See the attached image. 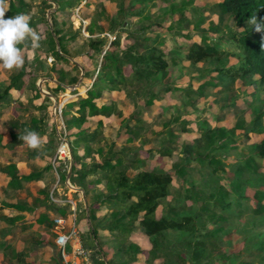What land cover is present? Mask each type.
I'll return each instance as SVG.
<instances>
[{"label": "trees", "instance_id": "trees-1", "mask_svg": "<svg viewBox=\"0 0 264 264\" xmlns=\"http://www.w3.org/2000/svg\"><path fill=\"white\" fill-rule=\"evenodd\" d=\"M53 1L57 7L51 14V27L45 26L42 45L46 46V52L52 55L54 62L44 67L41 66L40 59L35 57L31 64L32 68H28L25 59L22 68L15 69L7 79L1 80L0 105L4 99L11 96V90L22 93L29 91L30 102L38 97L49 102V96L41 92L35 83L40 66L47 71V75L53 73L56 76L58 83H54L53 87L44 84L46 91L54 97L64 92V87L60 83L76 84L81 70L67 58V56L76 58L75 51L71 52L70 42L74 36L65 34L59 25L58 17L68 12L72 15L81 0ZM109 1L116 3L115 13L109 14L102 4L93 10L85 28L89 36L82 54L85 58L82 71L83 77L92 80V83L83 95L77 94L75 100L64 103L60 107V114L72 155L69 181L73 186L81 188L84 195L87 193L88 185H103V191L96 193L84 212L90 222H93L96 219V212L101 207H106L110 213L100 229L113 234L118 246L112 257H106L105 250L97 242V227L93 225L88 228V232L94 244L84 242V231L81 232V239L90 248L98 247V253H102L100 264H135L141 255L144 257L143 264L156 262L214 264L216 258L214 253L221 249L219 243L221 232L224 230V226L220 225L221 222L229 221L234 215L236 217L242 215L250 203L254 204L252 212L256 217L264 215V166L258 162L264 160V126L261 125L264 109L257 108L250 127L245 126L241 115L230 129L220 125L210 126L204 121L195 131L196 141H182V143L179 142L180 136L188 129L185 127L187 122L180 119L178 114L165 124L167 126L173 121L178 122V125L159 132L162 143L157 148L146 149L145 156L142 157L138 151L130 148L115 150L112 143L99 145L105 140L101 117L121 115L122 112L116 98L113 96H109L106 100L103 98L113 92H120L122 88L129 90L147 87L143 99L145 106H152L155 102L164 99L165 93L170 92V95H173L175 91L179 93L176 98H185L186 100L183 99L182 102L188 106L190 103H195L197 97L206 95L208 87L224 86L226 89H231L235 81L247 77H252L256 84L264 87V47H262L264 31H256L248 35L231 28L226 36L212 37L202 34L199 41H194L191 40L187 30L190 26L199 28L206 20L204 14L206 11L231 19L236 27L250 24L248 21L254 15L258 22L264 23V0H218L209 6H193L189 10L186 9V5L192 4L193 0H180L179 6L175 3L176 0H161L162 3L167 1V7L154 12L145 11L147 1L152 0H130L128 6L125 5V0ZM5 4L8 9L7 16L25 14L31 18L30 27H37L39 21L36 24V17L28 14L26 0H5ZM41 4L51 6L47 0H41ZM186 11H191L189 13L192 15L189 16ZM173 15L175 21L172 20L167 26L164 25L163 21L166 17L172 18ZM175 28L176 31L182 29L184 43L180 44L181 48L176 47L174 52L176 56H173L161 47L163 42L157 30L165 29L166 33H171ZM107 30L114 33L113 39L109 40L108 36H102ZM96 33L98 35L93 36ZM121 34L132 40L124 47ZM55 38L59 45L58 49ZM223 39H228L234 47L222 46ZM23 45H20L21 50ZM183 60L189 61V65L210 63L212 66L203 70L198 78L189 77L190 81L198 79L199 84L196 88L189 81L184 86L167 83L164 84V89L154 91V83L160 82L168 75L169 65L179 64ZM65 64L74 68L70 72V80L66 79L67 73L63 67ZM25 76H28L27 79ZM77 92L73 90L71 93ZM35 108L41 110L44 106L41 104ZM133 117L135 125L129 126L126 123L125 131L138 137L142 120L136 115ZM91 118H98L93 129L87 124ZM8 124L9 139L15 143L22 142L19 136L24 134L25 129L34 130L41 137L46 133L47 127V121L43 116H30L27 119L10 118ZM250 128L251 131L260 134V139L253 145L250 154L237 156L231 166L234 169L229 173V184H221L220 180L223 176L220 172L227 166L225 158L229 156L230 148L236 147L235 129H244L247 136ZM48 142L49 144L41 149L27 151L28 157L46 161L39 169L24 173L19 171L14 163L0 168V171L8 177L9 189L18 190L26 183L43 180L55 168L46 158V156L52 157L54 153L52 138ZM179 144L183 154L180 161L172 167L143 166L145 159L153 153L159 159H170ZM94 156L98 159H93ZM88 159L91 161L86 162ZM191 161L196 162L198 177L193 176L189 170ZM54 162L60 166L63 160L56 158ZM57 173L59 182L63 185L67 170L59 168ZM89 178L92 179L88 180ZM177 179L188 185L187 188H183L181 184L180 188L175 190L173 200L181 199L182 204L167 202L165 210L157 216L158 207L170 196L172 186ZM38 194L44 196L42 210L28 203L1 202V208L10 207L19 212L15 216L3 218V223L10 226V232H25L34 225L51 228L54 218H50L49 210L63 216L71 214L72 210L68 212L69 208L71 209L69 203L48 204L46 202L49 198L48 191L39 190ZM219 211H222V214ZM23 213H30L31 218L25 219ZM208 224L212 227H208ZM251 229L244 228L243 232ZM139 230L150 243L148 249H142L132 239V234ZM250 238L251 236H245L244 240ZM244 245L247 251L250 250L251 245L258 253L264 251V240L253 244L244 242ZM69 249L70 247L67 246V250ZM0 251L19 264H29L23 262V252L16 251L9 244L0 242ZM219 255L221 258L230 257L223 253ZM104 257L106 260L103 259Z\"/></svg>", "mask_w": 264, "mask_h": 264}, {"label": "rangeland", "instance_id": "rangeland-1", "mask_svg": "<svg viewBox=\"0 0 264 264\" xmlns=\"http://www.w3.org/2000/svg\"><path fill=\"white\" fill-rule=\"evenodd\" d=\"M47 1L51 4L50 7L45 5L42 6L41 0H26L27 9L29 10L28 14H32L36 17V24L39 21L37 27L32 29L40 36V47L33 49L31 47V40H28L27 43L29 46H27V43H24L21 50L22 55H25L28 68H32L31 64L33 63L35 57L40 59L41 66L43 65L44 67L47 64L49 65L54 62L52 55L47 54L46 46L42 45L45 26L51 27V14L55 11V9L54 11H51L48 16V12L52 8H55L53 5L55 2L53 0ZM217 1L218 0H193L192 4L186 5V9L189 10L193 6H209ZM129 2L130 0H125V5L128 6ZM175 3L179 6L180 0H176ZM102 4H104L109 14L115 13L116 3L113 1L81 0L79 7L74 9V13H72V15H69L70 13L68 12L58 17V21L60 22L59 25L61 29L64 30L65 34L68 36H74L70 40L71 52L75 51V59L79 61V63H81L79 59L84 58L82 55L85 50L84 45L89 36V33L85 29L89 21V16L93 14V10L95 8L100 7ZM83 7L85 8L83 9ZM162 7H167V1L164 3H162L161 0L147 1L145 11L149 10L154 12ZM189 12L191 11H186L189 16L192 15V13L190 14ZM204 14L206 16V20L199 28L195 29L190 26L187 29L191 35V40L199 41L202 34H208V36L212 37H217L219 35L226 36L228 34V30L231 28L234 31H241L248 35L256 32L254 26L251 24L236 27L232 24L231 19L221 17L218 13L206 11ZM188 18L192 19L191 17ZM80 19L85 21L82 22ZM172 20L175 21L174 15L172 18L166 17L163 24L167 26L172 22ZM176 29L177 28L173 29L171 33H166L165 29H159V31L157 30L160 40L163 42L161 47L165 50V52L173 56H176V53H174L176 52V47L179 46L178 48H181L180 44L184 43L183 33L181 32L182 29L179 28L178 31H176ZM117 31H119V29H117ZM107 34L114 37V33H110L109 30L104 31L102 36H108ZM96 35H98V33L93 36ZM121 35L123 47L132 41L124 37V34ZM108 38L111 40L109 36ZM222 46H225L226 48L234 47L230 44L228 39H223ZM41 66L39 67L40 69L37 70L39 76L35 83L38 87H40V89L42 88V90L46 91L44 84L49 87H53V84L56 83L57 79L53 73H50L51 75H47V71L41 68ZM211 66L212 65L210 63L189 65V61L186 60L181 61L179 64H170L168 67V75L160 82L154 83V91L164 89V84L167 83L184 86L190 81L189 77L191 78V76H193L198 78L203 70L210 68ZM63 67L67 73L66 79L70 80V72L73 71L74 68L72 69L69 64H65ZM14 70L15 69L9 71L4 68H0V82L1 80L7 79ZM128 71L129 69H127V72ZM27 77L28 76H25V79H27ZM196 78L190 81L194 88H196L199 84V81ZM91 83L92 80L82 78L80 85L77 86L76 90L78 92L76 94L71 93L72 90L70 87L75 84L63 83L68 87H64V92L58 93L57 96H52L48 91L46 92L50 95L44 93L49 96V102L44 101L42 97H38L30 102L28 94L30 92L27 90L24 93L11 91V96L2 101V105H0V168H5L9 164L14 163L19 170L28 172L30 170L39 169L43 166L42 164L44 162L42 163L39 158L32 159L27 156V151H30L31 149L23 142L15 143L9 139L10 127L8 121L10 118L20 117L27 119L30 118V116H43L47 121L46 133L40 137V149L43 146H47L49 144L48 140L52 138V148L54 153L52 157L46 156V158L51 161V164L55 168L46 175L42 182L26 184V186L19 191L10 190L7 187L8 178L0 171V218L14 216V214H17V211L15 210L1 208V201L28 203L34 207L41 206L40 204L43 202L42 198L44 199V196H36L37 188H51L52 194L54 192H59V196L63 198H67L71 194V198L73 199L72 201L75 202V223L76 225H81L83 231L85 232L83 236L84 242L90 245L94 244V240H92L91 235L88 232V228L92 225L97 227V242L105 250L106 257H112L118 244L114 241L113 234L100 229V226L107 221L110 211L107 210L106 207H101V209L96 212V219L93 222H90L87 218L86 212H84V210L86 211L88 209V204L93 200L96 193L103 191V185H88L86 195H84L83 191H81V193L79 191L73 193L70 188L66 187V182L61 185L57 173L59 168H61V170L66 169L67 172L69 170V158L67 159L65 155L61 154L60 157L58 153V149L62 143L61 140L63 139L66 143H68V135L64 128L62 116L57 109L62 107L67 101L75 100L77 94L83 95L84 90H86ZM146 89L147 87L144 89H140L139 87L129 90L122 88L120 92H113L111 95H105L103 100H106L109 96L116 98L119 109L122 112L121 115L101 117L103 121L102 132L105 140L100 142L99 145L104 146L112 143L114 144L113 148L115 150L124 147L126 149L130 148L138 151L143 157L145 156L146 149L157 148L162 143V137L159 132L165 131L169 127H176L178 125V122L173 121H171L167 126L165 125L166 121L171 120L178 114H180V119L187 122L185 127L188 129V131L182 133L181 136L179 135V142L182 143V141L195 142L197 139L195 131L204 121H206L210 126L220 125L230 129L236 124L238 118L243 117L245 126L250 127L255 114L257 113V108L264 109V87L261 84H256L252 77H247L241 81H235L231 89H226L224 86L208 87L206 88V95L202 97L196 96L197 100L195 103H190L188 106L184 104L185 102H182L185 98H176V95L179 94L178 91L173 92V95H170V92L165 94L163 93L164 99L155 102L152 106H145L143 104V99L145 97L144 91H146ZM189 96L195 97V95ZM41 104H43L44 109L38 110L35 108V106L38 107ZM134 115L138 116L142 120L141 126L139 127L138 137H134L133 135L126 133L124 127L126 123H128L129 126L135 125ZM96 119L98 118H91L90 121H88L87 124L91 129L95 127ZM261 125L264 126V118ZM234 134L236 137V147L230 148L229 156L225 158L227 166L224 168V171L220 172V175L223 176L220 183L225 185L229 184V173L232 169H234V167L232 168L231 166L237 159V156L241 157L250 154L253 145L260 139V134L256 131H251V128L247 132V136L245 135L246 132L244 129H235ZM66 154L68 156V153ZM153 154L145 159V162L143 163L145 168H152L156 166L172 167L173 164L180 161L183 151L181 150V144H179L176 146V151L170 159H159ZM56 158L63 160V163L60 164V166L54 162ZM91 159L86 160V162H90ZM93 159L97 160L98 157L94 156ZM258 162L264 166V160H259ZM76 166L78 167L79 165L77 164ZM189 166H191L189 167V170L193 176L198 177L199 174L197 173V168L195 167L196 162L191 161ZM91 179L92 178H89L88 180ZM181 184L183 185V188L188 187L186 183L177 179L172 186L170 196L163 200L158 207L157 216H160L162 210H165L167 202H173L178 205L182 204L181 199L173 200V197H175V190H178ZM37 200H41L42 202L36 205ZM252 208H254V204L250 203L242 215L238 217L234 215L229 218V221L220 223V225L224 226V230L221 232V239L219 243L221 249H218L214 253V256L216 257H213L215 258L213 261L214 264H264V251L258 253L252 245L249 247L250 250L248 251L244 248V242L247 244H253L260 240H264V215L261 214L256 217V215L252 212ZM70 210H72V208H69L68 212H70ZM52 212L56 215H60L55 211ZM219 213L222 214V211H219ZM23 216L26 219L31 218L30 213H23ZM4 226H6L4 223L0 224V242L9 244L12 248L26 252L27 255H24L23 262L29 264H66L65 260L59 254V248L55 244L54 235L45 236V234H39L40 231L45 228L47 229L45 225L35 229L36 231L31 230L24 233L15 232L11 235H7L5 233L6 228ZM208 227L211 228L212 225L208 224ZM244 228L252 229L244 233ZM132 235L133 241L137 242L141 247L145 248L148 247V245L150 246L148 239L142 235L140 230L135 231ZM245 236H251V238L245 241ZM41 238L44 241H42ZM84 242L83 245L87 251V255L80 257L79 260L74 259V261L78 264H100L99 259L101 258L102 253H98V247L90 248L87 244H84ZM221 253L229 255L230 257L221 258L219 257V254ZM142 259L143 258L141 257V260ZM0 264L19 263L12 260L9 255L2 256L0 251Z\"/></svg>", "mask_w": 264, "mask_h": 264}, {"label": "clouds", "instance_id": "clouds-1", "mask_svg": "<svg viewBox=\"0 0 264 264\" xmlns=\"http://www.w3.org/2000/svg\"><path fill=\"white\" fill-rule=\"evenodd\" d=\"M7 11L5 0H0V68L11 71L22 68L25 63L20 45L31 40V47L38 48L40 36L30 27L29 16L22 13L7 16ZM249 23L256 31H264V23L258 22L255 15L250 18ZM19 139L30 149L35 150L41 147L40 136L34 130L25 129Z\"/></svg>", "mask_w": 264, "mask_h": 264}, {"label": "built area", "instance_id": "built-area-1", "mask_svg": "<svg viewBox=\"0 0 264 264\" xmlns=\"http://www.w3.org/2000/svg\"><path fill=\"white\" fill-rule=\"evenodd\" d=\"M82 22L85 20L80 19ZM111 39L114 37L107 34ZM60 112V108L57 109ZM61 145L58 149L59 156L65 155L68 159L69 156V146L65 140H61ZM68 153V156L67 154ZM61 154V155H60ZM51 200L55 202H60L58 199H54L51 196ZM53 230L56 234L55 243L60 250L61 257L65 260L66 264H78L74 259L84 257L87 255V251L84 248L81 238L80 231L75 224V217L57 216L53 219ZM67 246L70 247L67 250Z\"/></svg>", "mask_w": 264, "mask_h": 264}, {"label": "crops", "instance_id": "crops-1", "mask_svg": "<svg viewBox=\"0 0 264 264\" xmlns=\"http://www.w3.org/2000/svg\"><path fill=\"white\" fill-rule=\"evenodd\" d=\"M85 7H83V9H84ZM67 58L69 59V58H71V59H73L75 62H77L78 63V68L82 71V64L84 63V59L85 58H82V59H79L80 61H81V63H79V61H77L74 57H70V56H67ZM70 60V59H69ZM70 62H72V63H74L73 61H71L70 60ZM87 65V64H86ZM87 67H88V65H87ZM80 74H81V72H80ZM80 76V75H79ZM83 78H85V77H83ZM78 79H79V77H78ZM85 79H88V78H85ZM90 80V79H89ZM78 81V80H77ZM56 83H58V81H56ZM77 83V82H76ZM60 84H62V83H60ZM37 86V85H36ZM38 87V86H37ZM39 88V87H38ZM76 90V89H75ZM11 91H17V90H11ZM11 91H10V93H11ZM73 91V90H72ZM84 92H85V90H84ZM18 93H22V92H20V91H18ZM24 93V92H23ZM81 95V94H80ZM37 159V158H36ZM42 161V160H41ZM44 161H42V163H43ZM43 164H45V162L43 163ZM42 164V165H43ZM71 168H72V166H71ZM19 171H21V170H19ZM21 172H23V171H21ZM29 172V171H28ZM1 173H3L6 177H7V175L4 173V172H1ZM24 173H26V172H24ZM66 175H67V173H66ZM8 178V177H7ZM59 178V177H58ZM43 180H40V181H33V182H30V183H37V182H42ZM69 181V180H68ZM7 182H8V180H7ZM64 182H66V178H65V181ZM30 183H26V184H30ZM69 183H70V181H69ZM26 184H24L23 185V187L24 186H26ZM66 184V183H65ZM70 185L72 186V188H78V187H76V186H73L71 183H70ZM23 187L21 188V189H23ZM66 187H68V185L66 184ZM68 188H70V187H68ZM21 189H10V190H16V191H19V190H21ZM71 189V188H70ZM39 190H46V191H48V193H49V198L47 199V203L49 204V203H56V204H60V205H63V204H66V203H70L71 204V208H72V213L70 214V215H68V217H72V215H74V217H75V221H76V215H75V202L74 201H72L73 199L71 198V194L69 195V197H67V198H63V197H60L59 196V192H54L53 194L51 193V188H42V187H40V188H37V190H36V196H42L43 197V195H41V194H38V191ZM72 190V192L74 193V192H76L74 189H71ZM77 191H79V190H77ZM83 191V190H82ZM80 193H81V191H79ZM83 195V194H82ZM51 196L54 198V199H58V200H60V202H55V201H52L51 200ZM38 199V198H37ZM44 199L42 198V201H43ZM41 200H37V203H36V205H38L40 202H42ZM2 202V201H1ZM4 202H9V203H13V202H10V201H4ZM42 204H43V202L40 204L41 206H42ZM41 206H38V208H40V210H42L41 209ZM5 209H11V210H15V209H13V208H10V207H4ZM15 211H17V210H15ZM19 212L17 211V214H18ZM17 214H14V216L15 215H17ZM48 214H49V216H50V218H55V217H57V216H63V215H56L55 213H53L51 210H49L48 211ZM9 217V216H8ZM67 217V216H66ZM26 219V218H25ZM28 219V218H27ZM30 219V218H29ZM0 224H3V218H0ZM76 224V223H75ZM5 225V224H4ZM43 225H39V226H37V225H34V227L32 228V229H29V230H27V231H31V230H35V229H37L38 227H42ZM77 227H78V230L80 231V238H81V232L83 231V229H82V226L81 225H76ZM6 229V234L7 235H11V234H13V233H15V232H19V231H14V232H10L9 231V228H10V226H8V225H6V226H4ZM27 231H25V232H27ZM36 231V230H35ZM44 232V233H43ZM20 233H24V232H20ZM39 234H45V236H48V235H54L53 237H55L56 238V234H55V232H54V230H53V226H51V228H45L44 230H42V231H40L39 232ZM55 238H54V240H55ZM132 239H133V237H132ZM41 240L42 241H44L42 238H41ZM81 241H82V239H81ZM56 244V243H55ZM82 244H83V242H82ZM84 246V245H83ZM141 247V246H140ZM150 246L148 245V247H145V248H143V247H141L142 249H148ZM16 251H22V250H18V249H15ZM23 252V251H22ZM59 252H60V250H59ZM23 254L26 256L27 255V253L26 252H23ZM60 254V253H59ZM1 255L3 256V253L1 252ZM5 256V255H4ZM7 256V255H6ZM141 257L144 259V257L141 255L140 256V258H139V261L137 262V263H140V264H143V259L141 260ZM12 260H15V259H12ZM76 260H79V258L78 259H76ZM16 261V260H15ZM158 262H156L155 264H157Z\"/></svg>", "mask_w": 264, "mask_h": 264}, {"label": "water", "instance_id": "water-1", "mask_svg": "<svg viewBox=\"0 0 264 264\" xmlns=\"http://www.w3.org/2000/svg\"><path fill=\"white\" fill-rule=\"evenodd\" d=\"M53 5H54L55 8L57 7L56 3H53ZM55 8H52V9L48 12V16H49V13H50L51 11H54ZM55 42H56V46H57V48H59V45H58V42H57V39H56V38H55ZM69 59L78 65V63L75 62L73 59H71V58H69ZM82 78H83V71H81V74H80V76H79V79H78L77 83H76L75 85L70 86V87H71V90H75V89H77V86L80 85V83H81V81H82ZM61 85H62L63 87H68V86H66V85H64V84H61ZM39 89H40V87H39ZM40 90H41L43 93H45V94H47V95H50V94L47 93L46 91L42 90V88H41ZM68 158H69V170H68L67 175H66V184L68 185V187H70L71 189H74L75 191H77V190L82 191L81 188H72V186L70 185V183H69V181H68V180H69V175H70V172H71V166H72V156H71V153H70V149H69V156H68ZM104 260H106V258H104Z\"/></svg>", "mask_w": 264, "mask_h": 264}]
</instances>
